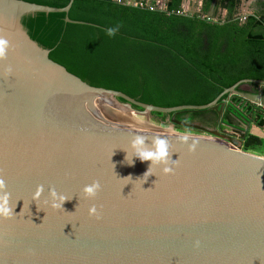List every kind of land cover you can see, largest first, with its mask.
Wrapping results in <instances>:
<instances>
[{
    "label": "water",
    "instance_id": "obj_1",
    "mask_svg": "<svg viewBox=\"0 0 264 264\" xmlns=\"http://www.w3.org/2000/svg\"><path fill=\"white\" fill-rule=\"evenodd\" d=\"M73 2L0 0V36L9 41L0 58V179L15 208L0 218V264H264V157L243 150L252 127L264 131V81L173 108L92 86L52 61L23 25L26 16L67 14ZM247 83L258 91L241 92ZM115 111L158 123L152 113L170 115L166 123L210 136L152 132ZM207 111L217 113L213 127L176 119ZM136 137L146 148L164 140L167 162L149 168L134 157ZM93 181L100 188L85 197ZM50 189L68 200L53 208Z\"/></svg>",
    "mask_w": 264,
    "mask_h": 264
},
{
    "label": "trees",
    "instance_id": "obj_2",
    "mask_svg": "<svg viewBox=\"0 0 264 264\" xmlns=\"http://www.w3.org/2000/svg\"><path fill=\"white\" fill-rule=\"evenodd\" d=\"M21 1L61 9L71 0ZM240 2L219 0L217 8L228 11L222 22L206 17L213 0H204L199 15L180 14L183 0L167 1L165 11L154 2L149 8L145 2L74 0L67 14L26 16L23 25L31 39L51 50L52 61L92 86L162 108L203 106L240 81H264V11L241 22L235 17ZM66 17L84 24L66 23ZM109 28L115 29L111 36ZM152 114L163 124L170 116ZM217 118L215 111L176 116L209 127ZM225 122L234 124L229 114ZM253 141H246L245 150Z\"/></svg>",
    "mask_w": 264,
    "mask_h": 264
},
{
    "label": "clouds",
    "instance_id": "obj_3",
    "mask_svg": "<svg viewBox=\"0 0 264 264\" xmlns=\"http://www.w3.org/2000/svg\"><path fill=\"white\" fill-rule=\"evenodd\" d=\"M115 29L109 28L107 29V34L109 36L114 34ZM9 48V41L5 39L3 36H0V58H3L7 50ZM132 148L134 149L133 156L138 158L140 161H150L151 165L153 163H166L167 162V145L164 140L157 139L154 141V147L153 148H146L144 147V141L140 137H136L132 141ZM127 159V155H126ZM129 163H132L133 160L128 161ZM148 168V170H149ZM148 170L145 172L147 173ZM165 172L170 171L169 168L165 167L163 169ZM144 173V174H145ZM100 188V184L98 181H93L91 184L84 185L82 192L85 197H94L97 191ZM42 186H38L36 192L34 193L33 198H38L41 194ZM49 195L52 197V203L51 206L53 208L55 207H61L63 202L65 200H68L67 197H65L62 194H58L55 189L49 190ZM10 194L5 190V182L3 179H0V218H8L12 215L15 209L13 206L10 205ZM57 201L59 203H57ZM96 212L95 205L89 208V214H93ZM98 218V217H97Z\"/></svg>",
    "mask_w": 264,
    "mask_h": 264
},
{
    "label": "crops",
    "instance_id": "obj_4",
    "mask_svg": "<svg viewBox=\"0 0 264 264\" xmlns=\"http://www.w3.org/2000/svg\"><path fill=\"white\" fill-rule=\"evenodd\" d=\"M160 1V0H158ZM187 5H194V0H188ZM264 11V0H241L237 14L235 17L252 16L259 14ZM222 15L223 19H226L228 16L227 10H221L217 13ZM222 19V20H223ZM259 89V86L252 83L243 84L240 87V91L247 93H256ZM249 138H253L255 141L251 144V147L247 150L255 155L264 156V131L258 129L256 126L250 129L249 135L244 141V145Z\"/></svg>",
    "mask_w": 264,
    "mask_h": 264
},
{
    "label": "bare ground",
    "instance_id": "obj_5",
    "mask_svg": "<svg viewBox=\"0 0 264 264\" xmlns=\"http://www.w3.org/2000/svg\"><path fill=\"white\" fill-rule=\"evenodd\" d=\"M118 120H122V121H126V122H130L132 124L138 125L140 127H143L145 129H148L152 132H165L168 134H173L170 130H174V129H163L157 125H155V123L153 121H151V119L147 116H137L136 113L132 112V113H119L118 115H116V118Z\"/></svg>",
    "mask_w": 264,
    "mask_h": 264
},
{
    "label": "flooded vegetation",
    "instance_id": "obj_6",
    "mask_svg": "<svg viewBox=\"0 0 264 264\" xmlns=\"http://www.w3.org/2000/svg\"><path fill=\"white\" fill-rule=\"evenodd\" d=\"M150 1H152V0H150ZM161 1V3L159 4V5H161L162 4V2H163V0H160ZM169 1V0H168ZM184 1V0H183ZM192 1V0H191ZM215 0H213V2H214ZM155 3V4H157V2H158V0H153L151 3ZM188 3V0H185L184 2H183V8L185 9V10H187L190 14H191V12H195V14L194 15H199V14H202V9H203V5H204V0H194V5H190L191 7H190V10H188L187 9V6H186V4ZM218 3H219V0H217V3H216V7H215V11H214V13H213V15H212V18H210L209 17V14H210V12H209V14L206 16V17H208L210 20H213V21H222V22H226L227 21V18H228V16H227V18L226 19H223L222 18V15H218L217 13L219 12V11H221V10H224V9H219V8H217V6H218ZM213 4V3H212ZM212 7V6H211ZM210 11H211V9H210ZM216 11H217V13H216ZM240 18V17H239ZM223 19V20H222ZM233 104L235 103V101H233L232 102ZM202 123V122H201ZM205 125H206V123H205Z\"/></svg>",
    "mask_w": 264,
    "mask_h": 264
},
{
    "label": "built area",
    "instance_id": "obj_7",
    "mask_svg": "<svg viewBox=\"0 0 264 264\" xmlns=\"http://www.w3.org/2000/svg\"><path fill=\"white\" fill-rule=\"evenodd\" d=\"M122 0H117V2H121ZM125 1V0H124ZM146 3V5L149 7V8H152L153 7V3H150V2H148V0H140V1H138L137 2V4H135V5H143V3ZM125 3H126V1H125ZM128 4H130V3H128ZM157 6H159L160 8H161V5H159V4H156ZM180 14H183V13H189L187 10H185L184 9V11H182V12H179ZM246 19H247V16L246 15H244V16H242L241 18H240V20H241V22H245L246 21ZM229 99V98H228ZM229 101V100H228ZM228 104L229 103H232V102H227ZM172 126V125H171ZM174 127V128H173ZM172 128L174 129L173 130V132L175 133V134H181V132H180V130H175V126H173ZM221 128L222 129H224L225 127L224 126H221ZM189 131H191V130H189ZM194 131V133H191V134H194V135H206V136H210L209 134H206V133H201V132H199V131H195V130H193ZM243 150H245V147L243 148ZM264 157V156H263Z\"/></svg>",
    "mask_w": 264,
    "mask_h": 264
},
{
    "label": "rangeland",
    "instance_id": "obj_8",
    "mask_svg": "<svg viewBox=\"0 0 264 264\" xmlns=\"http://www.w3.org/2000/svg\"><path fill=\"white\" fill-rule=\"evenodd\" d=\"M148 1H150V0H148ZM161 3V1H158L157 2V4H160ZM186 6H187V9L188 10H190V5H187L186 4ZM190 12V11H189ZM119 114V112L117 113L116 111H115V113H114V115L116 116V115H118ZM137 116H140V115H138L137 114ZM151 121H153L154 123H155V125H157V126H159V127H161V128H165V129H173L174 127L173 126H171L168 122L166 123V124H161V123H158V122H156L154 119H151ZM206 126V125H205ZM173 127V128H172ZM207 127H209V126H207ZM175 130H180V132H181V134L180 135H189V134H191V133H194V131L193 130H191V129H187V128H183V129H178L176 126H175ZM189 130H191V131H189ZM171 132L173 131V130H170ZM173 134H175L174 132H172Z\"/></svg>",
    "mask_w": 264,
    "mask_h": 264
}]
</instances>
